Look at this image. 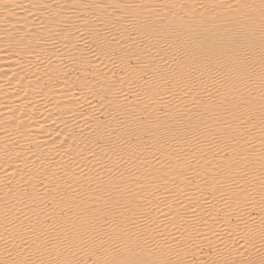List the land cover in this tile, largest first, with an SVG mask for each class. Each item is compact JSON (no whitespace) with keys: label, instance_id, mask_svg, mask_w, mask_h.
<instances>
[{"label":"bare ground","instance_id":"6f19581e","mask_svg":"<svg viewBox=\"0 0 264 264\" xmlns=\"http://www.w3.org/2000/svg\"><path fill=\"white\" fill-rule=\"evenodd\" d=\"M237 226L258 256L264 0H0V264H232Z\"/></svg>","mask_w":264,"mask_h":264},{"label":"rangeland","instance_id":"374dc122","mask_svg":"<svg viewBox=\"0 0 264 264\" xmlns=\"http://www.w3.org/2000/svg\"><path fill=\"white\" fill-rule=\"evenodd\" d=\"M38 182H42V180L39 178L38 179ZM164 196H166V194H164ZM167 197V196H166ZM166 197H163V194L160 196L159 195V199H158V197H157V200H158V202H159V204L161 203V204H164V201H166V200H164L163 198H165V199H167ZM162 199V201H161V199ZM161 202H160V201ZM204 200V199H203ZM206 200V199H205ZM179 201V200H178ZM157 204V206L159 205L158 203H156ZM156 204H154V209L157 207L156 206ZM160 204V205H161ZM156 206V207H155ZM232 222H234V219L232 220ZM234 225H237V224H235V223H233ZM239 226V225H238ZM236 227V228H238V232L235 230V232H237V233H239V234H237V233H235V232H233V233H235V235H236V237H234L233 236V233H231V235H229L228 236V239H230V243H232L233 241H235V238H236V241L235 242H233L232 244H229V242L227 241V243L225 242V244H221L220 245V249L223 247L224 248V250H226L225 248H229V250H227V251H229V252H231V253H233V254H230L229 256L231 257V258H229V257H227V259H228V261L230 262V263H238V264H241V263H243V264H247L250 260H253V259H255L256 257V259L255 260H259V259H261V257H263L264 256V249L262 248L264 245L263 244H259L258 246L259 247H257V249L258 248H261V249H259V250H257V251H259V252H257V254H258V256L256 255V256H254L253 254H251L252 252V250H250L251 249V247H252V245L250 244V243H248L246 240H245V238H243L244 236V234H245V232L243 231V230H241V229H239V227ZM234 229H235V226H234ZM239 230H241V231H243L242 232V234H241V231H239ZM216 232H218V231H216ZM221 231H219V233H220ZM219 233H215L214 235L216 236V234H217V238H218V236H222L223 235V233L221 232L220 234ZM241 236V238H239L240 236ZM201 236V235H200ZM199 235H197V237H200ZM231 236L233 237V239L234 240H232L231 239ZM238 236V237H237ZM243 236V237H242ZM203 237V236H202ZM237 238H238V241H237ZM239 239H241L240 241H239ZM242 239H244V242H243V240ZM240 242V243H239ZM242 242L244 243L243 245H242ZM246 242V243H245ZM178 244V243H177ZM180 244V243H179ZM214 244H217L216 246L214 245V247L215 248H219V243H214ZM228 244H229V246H228ZM237 244H238V246H237ZM245 244H248L249 245V247H248V245H245ZM181 245V244H180ZM210 245H212V244H210ZM210 245H202V246H200V252H201V254L202 255H204V258H203V256H201L202 258H203V260H201V259H197L196 257H192V258H189L188 260L189 261H187L186 259L184 260V263H183V259H181V264H204V263H206V264H212L216 259H217V256H216V259H215V257H213L214 256V254H216V252L218 251V249L216 250L214 247H213V245L210 247ZM224 245V246H223ZM234 247H233V246ZM261 245V246H260ZM175 246V245H174ZM222 246V247H221ZM226 246V247H225ZM233 248H232V247ZM245 246H246V248H245ZM255 246H257V245H255ZM176 248L175 249H178V248H181V246H179V245H176L175 246ZM248 247V248H247ZM213 248V249H212ZM222 248V249H223ZM234 249V250H230V249ZM237 248V249H236ZM241 248V249H240ZM253 248V247H252ZM235 249L236 250H238L236 253L234 252L235 251ZM240 249V250H239ZM213 252H212V251ZM216 252H215V251ZM241 250H242V252H241ZM247 250V251H246ZM239 252V253H238ZM250 252V253H249ZM212 253H214L213 254V256L211 255ZM208 254H209V257H207L208 256ZM251 254V255H250ZM263 254V255H262ZM210 255L212 256V257H210ZM232 255V256H231ZM235 255V256H234ZM242 255V256H241ZM205 256H206V258H208L209 260H207L206 258H205ZM240 256V257H239ZM251 257L253 258V257H255V258H253V259H251ZM211 258V259H210ZM214 260H213V259ZM218 260V259H217ZM217 260H216V262H214L213 264H217ZM235 260V261H234ZM236 260H237V262H236ZM180 260L178 259V262H179ZM187 261V262H186ZM205 261H207V262H205ZM210 261H211V263H210ZM241 261V262H240ZM203 262V263H202ZM91 263V260L89 261V262H87V264H90ZM180 263V262H179ZM178 263V264H179Z\"/></svg>","mask_w":264,"mask_h":264},{"label":"snow or ice","instance_id":"6c2138e0","mask_svg":"<svg viewBox=\"0 0 264 264\" xmlns=\"http://www.w3.org/2000/svg\"><path fill=\"white\" fill-rule=\"evenodd\" d=\"M21 264H31V262L24 261V262H21ZM37 264H43V262L40 261V262H37ZM78 264H83V262L80 261V262H78ZM260 264H264V260H262V261L260 262Z\"/></svg>","mask_w":264,"mask_h":264}]
</instances>
